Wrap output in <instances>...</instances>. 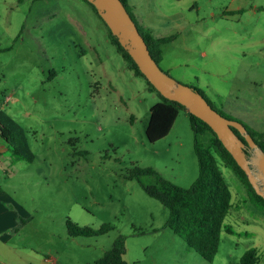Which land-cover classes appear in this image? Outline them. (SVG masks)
Returning <instances> with one entry per match:
<instances>
[{
    "label": "rangeland",
    "instance_id": "rangeland-1",
    "mask_svg": "<svg viewBox=\"0 0 264 264\" xmlns=\"http://www.w3.org/2000/svg\"><path fill=\"white\" fill-rule=\"evenodd\" d=\"M157 1L156 15L148 4L141 11L151 13L163 33H172L176 22L183 25L185 16L191 21L164 45L161 68L199 88L224 115L264 131V25L256 18L257 25L226 19L208 0L185 11ZM159 100L129 67L90 3L0 0V109L26 129L35 154L33 161L12 158L3 170L0 162V189L18 205L10 214L17 215L10 238H0V264H45L46 258L93 264L121 234L131 264H237L251 247L264 262V209L221 162L232 205L213 260L166 227L168 208L128 177L136 166L153 167L183 187L198 176L187 110L179 111L165 137L147 138L150 108ZM68 220L112 229L71 236Z\"/></svg>",
    "mask_w": 264,
    "mask_h": 264
},
{
    "label": "trees",
    "instance_id": "trees-1",
    "mask_svg": "<svg viewBox=\"0 0 264 264\" xmlns=\"http://www.w3.org/2000/svg\"><path fill=\"white\" fill-rule=\"evenodd\" d=\"M84 1L90 3L97 11L91 2ZM122 1L135 20L151 55L160 65L163 58L162 46L172 41L176 34L160 37L153 35L148 28L136 19L127 0ZM108 29L112 42L117 45L119 51L129 63V67L137 75L143 76L150 89L156 91L160 97V100L150 108V118L146 127L147 138L149 141L155 142L170 132L179 111L187 109L178 101L163 96L150 83L132 56L120 44L109 27ZM194 88L205 96L199 88ZM207 100L209 101L208 98ZM209 103L213 106L210 101ZM188 114L194 131L195 152L199 163V173L195 181L189 187H183L162 177L153 167L139 166L132 168L128 177L136 178L148 195L158 199L168 208L169 216L165 223L166 227L179 235L190 248L196 250L203 258L213 260L219 249L221 232L226 228L225 217L232 205V191L219 163L221 162L224 166L230 168L245 184L253 204L264 209V198L256 192L245 171L238 165L211 126L198 116L189 112ZM246 127L255 141L264 149V131L251 129L247 125ZM234 130L246 143L243 135L237 129L234 128ZM0 136L9 144L14 159L34 160L35 154L30 147L26 129L4 109H0ZM245 151L249 156L251 148L247 143ZM143 175L153 176L155 181L144 182L142 180ZM67 228L71 236H96L107 233L112 229V226L103 224L99 229H94L68 220ZM227 231L231 232L232 230L227 228ZM125 253L126 237L121 234L93 264H131L124 258ZM237 264H264V262L261 263L257 248L251 247L243 253Z\"/></svg>",
    "mask_w": 264,
    "mask_h": 264
},
{
    "label": "water",
    "instance_id": "water-1",
    "mask_svg": "<svg viewBox=\"0 0 264 264\" xmlns=\"http://www.w3.org/2000/svg\"><path fill=\"white\" fill-rule=\"evenodd\" d=\"M88 1L96 7L99 15L150 83L163 96L178 101L189 113L198 116L211 126L238 165L245 171L256 192L264 198V149L255 141L246 125L238 119L219 112L199 90L175 79L161 68L151 55L143 35L122 0ZM234 128L243 135L251 148L249 156L245 151L246 143Z\"/></svg>",
    "mask_w": 264,
    "mask_h": 264
},
{
    "label": "crops",
    "instance_id": "crops-1",
    "mask_svg": "<svg viewBox=\"0 0 264 264\" xmlns=\"http://www.w3.org/2000/svg\"><path fill=\"white\" fill-rule=\"evenodd\" d=\"M157 0H127L128 4L130 5L136 19L141 23L143 26L148 28L151 33L157 37L160 36H168L171 34H176L175 38L172 40L178 39L183 34V29L187 31L189 27V23L191 22L188 17H184L183 19H187V21H184L183 25H181V22H176L177 27L172 31L170 34L163 33L161 31L160 24L155 22V19L152 20V14L156 15L157 12V5L160 3ZM164 1V2H162ZM162 3H165L169 7L173 8H180V11L186 10L187 8H196L199 9L200 0H162ZM148 4L149 9L148 11H151V13H147L148 11H141V8ZM151 4V7L150 5ZM164 4V5H165ZM219 5L221 8L222 17L228 19V17H236L237 20L241 21L243 19H246L248 21H251V19L254 21V23L263 24L264 25V0H208V5ZM167 16H172V14H165ZM211 16L214 18L216 16L215 12H212ZM182 20V19H179ZM189 20V21H188ZM200 23L206 22L205 18H201ZM246 23V21L244 20ZM249 23V22H247ZM254 23H249L247 25H251ZM188 24V25H187ZM171 42V41H170ZM167 42L166 44H168ZM164 44V45H166ZM162 46V51L163 47ZM189 49V47H186ZM164 58V56H163ZM162 58V61H163ZM13 156L9 147V144L7 141H5L0 136V162H1V168L6 167V165H9V162L12 160ZM3 170V168H2ZM6 204V205H4ZM16 206H18L12 197V195L8 192L2 191L0 189V238L6 241L11 236V232H8L12 230L16 224L17 215L15 214L14 219H11V212L14 213V208L16 209ZM21 207V206H20ZM18 211V209H17ZM45 264H55V262L51 258H46Z\"/></svg>",
    "mask_w": 264,
    "mask_h": 264
}]
</instances>
